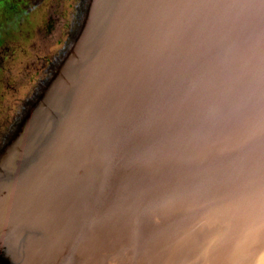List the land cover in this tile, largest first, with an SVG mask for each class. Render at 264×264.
<instances>
[{
    "label": "water",
    "instance_id": "1",
    "mask_svg": "<svg viewBox=\"0 0 264 264\" xmlns=\"http://www.w3.org/2000/svg\"><path fill=\"white\" fill-rule=\"evenodd\" d=\"M77 9L63 96L3 136L2 261L264 264V0Z\"/></svg>",
    "mask_w": 264,
    "mask_h": 264
},
{
    "label": "rangeland",
    "instance_id": "2",
    "mask_svg": "<svg viewBox=\"0 0 264 264\" xmlns=\"http://www.w3.org/2000/svg\"><path fill=\"white\" fill-rule=\"evenodd\" d=\"M40 1L0 0V45L7 42L4 45L6 46L5 49L0 48V156L2 157L5 154L4 150L7 146L9 147V142L5 141L4 137H10L15 145L22 146V148L28 146L27 140L23 137L19 139L20 134L18 135L16 127H14L15 124L12 127V125H7V122H11L15 117H18L15 118V122L18 119L20 121L24 115L25 117L27 116L28 111L33 116L34 114H40V118H47L51 108H49L47 102H42L41 98L47 97L51 102L54 101L55 103L63 96V88L52 84L49 80L51 78L49 75L54 67L53 65L60 61L62 53L67 47V44L64 43L66 32L70 31L68 27L72 25L77 8L83 2L84 5H88L91 0H59L60 4L68 3V6L65 8L66 14H63L59 21L56 18L57 20L53 23L54 32L52 37L48 38L50 46L46 50L44 68L41 63L39 64L40 56L34 54L36 47L31 46L30 43V41H33L34 36L32 35H34L37 24L40 25L46 17V6L45 4L42 7L39 6L41 5ZM45 1L42 0L44 3ZM80 32L81 28H78V33ZM84 36L85 34H80V37ZM35 41L40 43L38 36H36ZM41 78V81L44 80L46 82L45 90H42L34 99L33 94L36 93V85H38ZM57 79H59V76H56ZM48 88L53 90V92L47 91ZM45 112L46 114H44ZM67 142L70 143L67 145L68 147H74L72 140ZM17 149L20 154L23 153V149ZM2 174L6 173L3 172ZM43 183H47V177L45 176L41 184ZM33 191H36V189ZM40 199H42L40 192L28 197V200ZM9 222L12 226H17L21 223L15 219H11ZM0 247L11 251L12 240L8 238L1 239ZM2 260L3 258L0 255V264H5Z\"/></svg>",
    "mask_w": 264,
    "mask_h": 264
},
{
    "label": "flooded vegetation",
    "instance_id": "3",
    "mask_svg": "<svg viewBox=\"0 0 264 264\" xmlns=\"http://www.w3.org/2000/svg\"><path fill=\"white\" fill-rule=\"evenodd\" d=\"M39 6H46V17L44 18V21L36 26L35 32H34V36L33 37V41L31 43V46L36 47V50L34 52V54H38L40 56L39 61L41 62V60H43V58H45L46 56V50H48V46H50V41L48 38L52 37V33L54 32V24L55 21L57 20L56 18H58V21L61 19V16L64 14H66V7L68 6V3H63L60 4L59 0H46L45 3L42 2V0L40 1ZM47 4V5H46ZM36 36H38L40 43H37L36 40ZM6 43L0 45V48L5 49ZM3 51V50H2ZM39 62V64H40Z\"/></svg>",
    "mask_w": 264,
    "mask_h": 264
},
{
    "label": "trees",
    "instance_id": "4",
    "mask_svg": "<svg viewBox=\"0 0 264 264\" xmlns=\"http://www.w3.org/2000/svg\"><path fill=\"white\" fill-rule=\"evenodd\" d=\"M45 61H46V60H45L44 58H43V60H41L40 63L42 64V67L45 66ZM43 68H44V67H43ZM7 123H8L7 125H9V124H10V121H8Z\"/></svg>",
    "mask_w": 264,
    "mask_h": 264
}]
</instances>
